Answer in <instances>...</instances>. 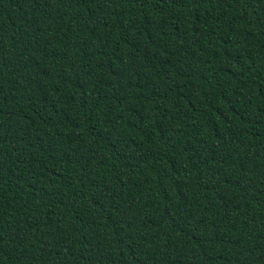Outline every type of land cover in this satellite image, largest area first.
I'll use <instances>...</instances> for the list:
<instances>
[{
    "label": "trees",
    "instance_id": "16d2710c",
    "mask_svg": "<svg viewBox=\"0 0 264 264\" xmlns=\"http://www.w3.org/2000/svg\"><path fill=\"white\" fill-rule=\"evenodd\" d=\"M0 264H264V0H0Z\"/></svg>",
    "mask_w": 264,
    "mask_h": 264
}]
</instances>
